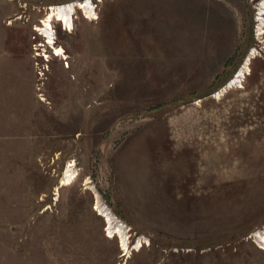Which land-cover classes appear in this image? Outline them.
Here are the masks:
<instances>
[{
	"label": "rangeland",
	"instance_id": "1",
	"mask_svg": "<svg viewBox=\"0 0 264 264\" xmlns=\"http://www.w3.org/2000/svg\"><path fill=\"white\" fill-rule=\"evenodd\" d=\"M75 1L0 0V264H264L263 0Z\"/></svg>",
	"mask_w": 264,
	"mask_h": 264
},
{
	"label": "bare ground",
	"instance_id": "2",
	"mask_svg": "<svg viewBox=\"0 0 264 264\" xmlns=\"http://www.w3.org/2000/svg\"><path fill=\"white\" fill-rule=\"evenodd\" d=\"M77 8L83 9L87 17H92L93 14H95L94 8L88 0L69 2L58 7L52 6L49 8V11L47 12L46 17L44 18L42 25L36 28L37 30L41 31V34L46 38L47 45H49L51 48L54 49L55 55H61L63 57H66V53L63 47L55 46L56 36L53 29V22L54 21L61 22L67 30H71L73 27L74 14ZM260 11L261 14H259V18H260L259 20L261 21V24L259 28V33L261 34L264 26V0H263V7L261 8ZM253 54L254 53L251 52L248 55V57L245 59L242 66L238 70L236 76L232 80H230V82L219 91L218 96L223 94V92L227 91V89L237 86V83L239 84L242 83L245 75L250 70L249 65L254 56ZM74 165L75 163L73 162H70L67 165L64 176L61 181L62 185L71 184L75 180L77 173L76 170L74 169ZM90 188H92L96 194L95 209L98 210L99 214L104 217L108 225L106 228L108 235L111 237L118 235L121 239L122 250H124L125 253H128L130 250V246H129V238L126 235L127 226L122 221L118 220V218L115 216L112 210L104 202H102L94 186L91 185ZM255 236H257L259 238V241L261 240L262 244H264V229L255 232ZM146 241H147L146 238L139 239L135 244L134 249L136 250L140 249L141 247H143ZM262 246L264 248V245Z\"/></svg>",
	"mask_w": 264,
	"mask_h": 264
},
{
	"label": "built area",
	"instance_id": "3",
	"mask_svg": "<svg viewBox=\"0 0 264 264\" xmlns=\"http://www.w3.org/2000/svg\"><path fill=\"white\" fill-rule=\"evenodd\" d=\"M91 1H92V0H91ZM261 248L264 249L263 246H261Z\"/></svg>",
	"mask_w": 264,
	"mask_h": 264
}]
</instances>
